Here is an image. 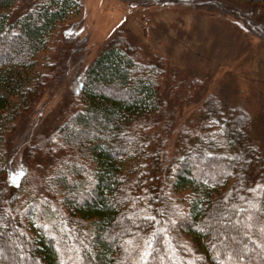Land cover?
Returning a JSON list of instances; mask_svg holds the SVG:
<instances>
[{
  "label": "trees",
  "instance_id": "16d2710c",
  "mask_svg": "<svg viewBox=\"0 0 264 264\" xmlns=\"http://www.w3.org/2000/svg\"><path fill=\"white\" fill-rule=\"evenodd\" d=\"M17 2L0 0V264H264L250 113L122 37L83 66L67 27L79 0ZM66 72L72 111L9 187L10 136Z\"/></svg>",
  "mask_w": 264,
  "mask_h": 264
},
{
  "label": "rangeland",
  "instance_id": "374dc122",
  "mask_svg": "<svg viewBox=\"0 0 264 264\" xmlns=\"http://www.w3.org/2000/svg\"><path fill=\"white\" fill-rule=\"evenodd\" d=\"M32 1L18 0L14 14ZM79 1L81 9L68 20L67 27L77 40L72 48L81 56L83 66L110 40L122 37L149 58L162 59L169 75L201 80L218 97L222 108L250 113L254 137L264 149L263 8H250L239 0ZM76 46L82 50L76 51ZM72 66L69 62L66 66L70 74L75 70ZM69 73L60 76V82L44 96L37 117L17 122L10 136L9 187L15 185L23 165L31 170V160L41 159L37 150L30 160L27 155L40 145L42 136L63 123L72 111L75 80L69 87ZM169 85L174 86L172 82ZM195 92L192 88V95Z\"/></svg>",
  "mask_w": 264,
  "mask_h": 264
},
{
  "label": "snow or ice",
  "instance_id": "6c2138e0",
  "mask_svg": "<svg viewBox=\"0 0 264 264\" xmlns=\"http://www.w3.org/2000/svg\"><path fill=\"white\" fill-rule=\"evenodd\" d=\"M21 174H23V173H21ZM146 219H148V220H152V219H155V218L149 216V217H146ZM147 247H148V248H151L152 245L149 243V244L147 245ZM141 259H147V254L143 255V256L141 257Z\"/></svg>",
  "mask_w": 264,
  "mask_h": 264
}]
</instances>
